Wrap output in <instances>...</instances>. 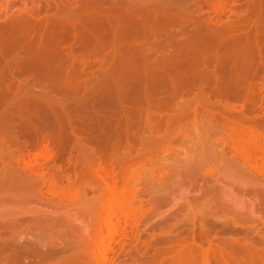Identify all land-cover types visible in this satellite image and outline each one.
I'll return each mask as SVG.
<instances>
[{"label": "bare ground", "instance_id": "bare-ground-1", "mask_svg": "<svg viewBox=\"0 0 264 264\" xmlns=\"http://www.w3.org/2000/svg\"><path fill=\"white\" fill-rule=\"evenodd\" d=\"M217 1L199 0L196 2L195 0L199 4L198 7L204 4L215 7L218 4ZM105 2V0H44V2H34L33 6L25 4L26 6L21 10L23 13L19 10L20 14L11 15V18L15 17L14 19L20 18L21 20L22 14H25L23 15L25 23L18 21L22 22L21 26L18 23L20 28H17V23L14 24L15 21L12 24L9 23L11 25L0 23V143L3 142L0 145L3 148L0 149L3 151L0 152L4 153H0V164L3 165H0V191L7 187L9 192L16 194L15 196L12 194L15 198L16 196L20 198L25 193L29 197L37 196L38 198L44 188L47 189V192L49 191L48 196L56 194L59 199V197L65 198L72 192L75 194L77 189L82 190L79 188L82 185L85 186L89 179L96 175L95 179L100 177L101 183H106L109 193L105 199L106 204H103L104 207L102 206V211L106 212V216L103 218L98 215L99 220H96L99 221L98 225H95L91 234L88 233L90 236L79 234L82 239L84 236L87 237L83 241L74 235L78 243H75L74 240L73 246L69 244L70 248H68L72 251L71 253H66V245L60 249L46 247L41 250L39 244L41 245V240L44 239H39L41 242L37 241L39 237L35 240L32 239L34 241H30L31 239L21 241L23 238L19 240L14 236L7 237L10 241H7V246L21 249V253L17 251L15 256H19V253L33 257L25 264H43L47 258H56L51 264H83V260L84 263L86 260H91L88 262L89 264L90 262H93L92 264H120V253L124 250V246L130 245L128 247L130 252L132 247L138 250L140 242L133 243L131 241L133 243L131 245L128 244L129 237L128 239L125 237L126 240L120 239L123 242L119 241L122 244L120 249H122L118 250L117 257L112 258L111 263L107 261L109 260L108 254L111 253L109 251L114 249L113 243L118 236L128 230L129 226L135 228V236L140 235V225L144 222L146 215L144 209L141 208L142 205L135 208H133L134 205L133 207L130 205L131 198L129 197H131V190L134 191V188H130L125 176L129 170L136 166L140 167L147 155L152 153L155 155L160 152L174 153L177 150L176 146H179L174 144L176 140H182V145L187 139H189L188 143L196 142L194 146H192L193 142L190 146L196 151V154L193 155H198L196 158L199 159L197 160L199 162L208 161L213 156L218 157L216 160L223 159V157L227 159L225 157L227 151L233 152L237 159H243L248 164L252 163L253 156L258 157L261 154L259 157L263 156L262 158H264V15L262 12L247 11L243 13V11L235 17L233 16L235 22L238 20L234 25L240 27H234V29L243 31L236 30V33L234 32L237 36L230 37L234 41L236 38H242V35L239 34L241 35L239 36L237 31L238 33L242 32L244 36L249 35L252 28H254L252 32L255 31L252 38L250 36H248L250 39L243 37L247 41L242 40L245 43L240 42L243 46L241 45L240 50H237L241 38L237 41L238 46H236L237 43L226 42V40L221 47H217V44L215 46V43L213 45L215 48L206 46V43L209 44L211 39L215 42L214 38L217 36L215 34L219 32L216 33V28L212 23L216 20L223 21L220 16L221 11L217 12L218 8L212 9L215 10L213 13L205 12L207 16L202 19L206 21L205 27L200 24L204 28L198 26L197 23L195 28L190 27V29L189 23L192 24L194 21L196 23L197 15L202 12L203 6L202 9L199 7L201 10L195 11L197 13L200 10L195 15L189 8L192 5H188L189 7L183 10L185 6L179 8L171 0H144V2L141 0L138 3L135 0H121L119 3L118 0L116 2L119 3V6L117 7V4L114 10L113 7L109 8L113 11L108 10L110 13L107 15V9L102 7ZM114 5L112 4V6ZM247 8L249 9V7ZM52 10L53 14L51 15L49 11ZM41 12L46 13L44 17H39ZM97 13L107 17L106 19L109 18V22L112 23L121 20L118 22L124 26L105 28L106 32L104 33L94 27L98 23L93 24V28L89 27V23L87 26L85 22L81 24L77 20L80 17L82 19L84 15L92 17ZM1 15V19H11L8 18L10 15L7 18H5V14L2 17ZM198 17L201 19L203 15L201 18ZM255 17L256 22H250ZM233 18L229 17L231 25L234 22ZM87 20L88 18L86 22ZM23 24L26 26L24 27ZM168 26H174V28L168 29ZM222 26H220L221 29ZM228 26L230 25L228 24ZM230 27L226 29L228 32H225L224 27L223 33H229ZM21 33L24 34L20 35ZM127 37L131 38L125 44ZM206 47L208 48L206 51L211 50L208 52L209 54L203 49ZM203 50L206 54H203ZM16 76L19 77V80ZM8 77L18 81L12 78L8 79ZM238 104L242 108H237ZM165 110L166 112L170 110V113H165ZM256 111H260V114L258 112V114L251 115ZM164 113L168 116L165 117ZM21 134L26 137L25 140L28 139L30 142L24 139L25 142L21 141L23 138ZM112 138L115 140L112 141ZM4 141L7 146H4ZM99 141H102V144ZM9 143L17 145V148L14 147V149L16 148L15 152ZM68 143L71 146H67L65 149L69 148V154L72 156L70 148L72 146L76 151L75 154L73 152L74 158L68 155L67 159L68 166L72 165L73 167L74 165L73 173H67L66 170L70 167L66 169L67 165L64 167L62 164L47 166L49 168L46 171L45 163L39 161V154L42 153L46 159L45 162L50 156L54 160L61 159L64 155L62 154L65 150L64 147ZM95 143L102 147L95 146ZM27 144H29V148L31 146V149H27ZM9 148L10 150H8ZM4 149L7 151L4 152ZM32 149L33 151H31ZM193 150L190 151L193 153ZM34 151L36 152L34 153ZM38 151L41 153L38 154ZM91 172H94V175ZM21 182L24 184L23 188H21ZM214 185L216 186L217 183L215 182ZM214 185L206 186L205 189L200 188L206 194L214 193L215 195H212L216 196L215 198H220L221 208L226 209L227 202L225 199L222 200L224 196L221 197L224 194H221ZM7 189L5 191H8ZM223 190L221 189L222 192ZM255 190L258 189L255 188ZM260 191L261 189H259ZM19 192L20 195L23 193L20 197ZM50 192L54 194L52 195ZM136 192L133 193L137 198ZM261 192L264 193V189ZM8 195L10 196V193ZM214 196L210 195L209 197L213 199ZM14 197L11 198L14 200ZM255 207L250 206L251 212L247 210V213L249 211L250 214L247 216L251 217V214L256 213ZM230 208L233 210L232 207ZM204 214L206 213H203V216ZM256 214L258 216V213ZM256 214H253L251 218ZM258 217L264 222V209L261 216ZM44 219H42V223ZM51 219L53 220V218ZM119 219H121L120 222ZM247 219L249 218L247 217ZM37 220L34 221V224H37ZM39 222L41 221L39 220ZM203 222L202 224L205 223ZM42 223H39L40 226L37 225L42 227L45 225L41 226ZM228 224L227 222L226 225L228 226ZM251 227L250 229L254 230ZM29 229L31 228L29 227ZM256 229L261 230L260 228ZM251 230L249 232H252ZM255 230L254 232L261 233ZM204 231L208 233L207 229ZM101 233L104 235L100 236ZM45 235L44 237H46ZM69 239L71 240V238ZM248 240L229 239L226 241L232 246V249L231 251L219 250L218 257L221 264L222 261L224 263L229 261V264H254V262L264 264V237L256 241L253 238L251 239L253 241ZM126 241H128L127 244ZM64 242L66 243V241ZM149 243L146 242L145 246L146 244L149 246ZM212 245L209 243L211 250ZM43 247L41 248L43 249ZM209 247L202 248L204 251L205 248L209 250L206 252L200 248V245L199 249L202 251L196 247L201 253V257L203 256L204 261L200 260L203 263L212 257ZM84 248L90 249L91 253L94 251L95 256L90 259L84 258L85 255L82 256V254L88 253L86 249L84 252ZM81 249L84 253L81 252ZM193 249L191 247L187 249L188 252L185 250L183 252L184 256H186L185 252L188 253L187 257L190 259L186 261H190L189 264L198 262L196 256L198 254L194 255ZM147 250L149 249L147 248L145 251ZM236 250L240 255L235 254ZM65 253L70 255H65ZM214 255L216 254L214 253ZM134 258L131 263H137V258L136 261ZM140 259L138 262L141 264ZM151 263L153 262H149V264Z\"/></svg>", "mask_w": 264, "mask_h": 264}, {"label": "rangeland", "instance_id": "rangeland-1", "mask_svg": "<svg viewBox=\"0 0 264 264\" xmlns=\"http://www.w3.org/2000/svg\"><path fill=\"white\" fill-rule=\"evenodd\" d=\"M40 1L44 2V0H0V15L5 14L6 15L5 18H7V16L10 15V17H8V18H11V15L15 16V15L20 14L22 12L21 10H23L24 7L26 6L25 4H28V6H33L34 2L39 3ZM105 1L106 2H105V4H103L102 7L107 9L106 12L108 15V13H110L108 10H110V11L112 10L109 8L113 7V10H114V8H116L117 4H118L117 7L119 6V3L121 0H119V3L116 2L118 0H113L114 3L116 2L115 5H114L113 1L110 2L111 0H109V1L105 0ZM107 1H108V3H107ZM138 1L141 2V0H138ZM138 1L135 0V2H137V3H138ZM171 1H174V3L173 2L172 3L176 4L179 8L185 6L184 9L182 8L183 10H185L186 7H189L190 5H192L189 8L192 9V12L194 14L196 13L195 11H197V9H200V8L202 9V6H203V10L200 9L202 12H200V10L197 12V13H199V12L200 13L197 15L196 23H195V21L194 22L192 21L195 25L193 23L192 24L189 23V25H190L189 28L191 27L192 29L196 27L197 23H198L197 24L198 26H200L202 28L205 27L204 23H206V21L204 20L205 21L204 22L202 19H204V16H207L206 15L207 12L213 13V12H215V10L217 8H218L217 12L221 11L222 15L220 13L219 14L222 17L223 21L221 22L219 20L218 21L216 20L212 23L213 26L216 28V29L214 28L216 30V33L219 31L217 34L214 33L215 35H217L216 38H214L215 42L213 39H211V41H209V44L206 43V46L209 45L211 47L214 45V43H215V46L217 44V47H221V45H223L225 43V40H226V42L237 43L236 46H238L240 42L245 43V41H247V39L249 38L248 36H250V38H252L255 35V33H254L255 31L252 32L254 30V28H252V31L249 32L250 34L248 33L249 35L246 34V36H244V34L242 33L243 31L241 29H236V28H240V27L235 26L236 25L235 23H237L238 20L235 22V18H233V16L235 17L238 13L240 14V12H243V11H244L243 13H245L247 11H252V12H256V13L262 12L264 15V0H221L220 2L218 0L217 1L218 4L215 7H213V5L211 7V5H209V4L208 5L204 4L201 7L199 6L200 8L198 7L199 4L196 3L199 0H196V2L194 0V3H193V0L192 1H189V0H171ZM142 2H144V0H142ZM177 2H179V3H177ZM189 2H190V4H187ZM112 4L114 6H112ZM180 4H181V6H179ZM194 4H196V5H194ZM194 6H195V8H194ZM247 7H249V9ZM189 8H187V9L190 10ZM214 8H215V10H212ZM50 12L52 15L53 10L49 11V13ZM49 13H48V15H50ZM45 14L46 13L41 12L39 14V17H44ZM2 15H1V17H2ZM23 15H25V14H22V16L20 15L21 17H23V18H21V20H20V18H17V16H16L17 20L14 19L15 17L11 18V19H1L0 18V23L4 22L8 25H11L13 23V21H15L14 24L17 23V25H16L17 28H20V27H18V23H19L18 21H22L25 23V19H24ZM96 15H98V17H96ZM202 15H203V17L201 18ZM93 16L87 17L86 15H84L82 17V19L80 17L79 19L77 18V20L81 24H84L83 22H85L86 24L89 23L90 26H89V24H87V26H89V27H91V26L93 27L94 26L93 24L98 23V24H95L94 27H97L96 30H98L100 32H104V33L106 32L107 28L120 27V26L123 27L124 26L123 22H122L123 25H121L119 23V22H121V20L120 21L117 20L116 22L119 23V24H117L116 22H113V23L109 22V20H108L109 18L106 19L107 17L99 15L98 13L94 14ZM198 16H200L201 19H199ZM229 17L233 18V20H234V22L232 24L233 26L231 25L232 22H230ZM85 18L86 19L88 18L87 22H86ZM225 19H226V21H225ZM199 20H200V22H199ZM202 21H203V23H202ZM22 22H20L19 25L20 24L22 25ZM227 22H230V23H227ZM250 22L255 23L256 17L253 18L252 20H250ZM9 23H11V24H9ZM114 23H116V24H114ZM200 24H202L204 27L201 26ZM224 24H226V25H224ZM228 24L232 27L228 26ZM23 26H24V24H23ZM25 26H26V24H25ZM220 26H222L223 28L225 27L224 28L225 32H228V31H226V29H228L227 27H230V29H229V30H231V31H229L230 34L229 33H226V34L223 33L224 32L222 30L223 28L221 29ZM24 27H23V29H24ZM175 27H177V26H175ZM234 27H236V28L234 29ZM164 28H167V27H164ZM171 28H174V26L173 27L168 26V29H171ZM23 29H22V31H23ZM93 30H95V29H93ZM166 30H163V31H166ZM236 30L242 31L239 33L237 31V34L238 35L241 34L242 38L247 37V39L246 38L242 39L240 37L241 40H240V38H236L235 39L236 41H234V39H232V38L234 37V35H236V34H234V32ZM23 34L21 33L20 35H23ZM214 34H213V37H215ZM241 35H239V36H241ZM131 37H133V36H131ZM131 37H129V38L127 37V41L125 39V41H126L125 44L128 43V40ZM230 37H232V38H230ZM242 40H245V41H242ZM237 41H239V43ZM220 43H222V44H220ZM210 44H212V45H210ZM241 45L243 46V44L240 43L239 49H237L238 47L236 49L240 50V47H242ZM209 46H208V48H210ZM215 46H213V48H215ZM208 48L206 47L203 49H205V51H206V49H208ZM205 51L203 50V54L205 53ZM210 51L211 50L209 49V51H206V53H208ZM218 52H220V51L218 50ZM9 78H12V77H8V79ZM17 78L19 80V77H17ZM6 79H5V81H7ZM12 79H14V78H12ZM14 80L16 81L17 79H14ZM8 81H10V80H8ZM239 107L242 108L240 106V104H238L237 108H239ZM169 111H167V112L170 113ZM167 112L165 110V113H167ZM258 112L260 114V111H256L254 113H251V115L252 114H258ZM165 113H164V115H166L165 117H167L168 115ZM17 128H19V127H17ZM22 135L23 134H21V136ZM24 135H26V134H24ZM25 138L26 137L24 136L21 139V141L23 139L25 140ZM24 140H23V142L27 141L28 139H26L25 141ZM111 140L114 141L115 139L113 140V138H112ZM188 140L189 139L184 141L185 143L187 142V144H185V143L183 144L185 146L182 145V143H183L182 140H178V141L176 140L174 142L175 145L177 144L180 146V147L176 146L177 147V150H175L176 153L172 152V153L164 154L165 152L164 153L160 152L161 154L157 153L154 155V153H152V154H150L151 156L147 155L145 157V159H143V161H142L143 164L140 167L134 166L136 169L133 168V169H131L132 171L129 170L131 172L128 171L129 174L128 173L126 174L125 177L128 179L126 182H128L130 185L128 183H126V184H128L130 186V188H132V189L134 188V191L130 189L132 191V193H131L132 195H131V197H129V198H131L129 203H131L130 205L132 207L134 205L133 208H135L136 206L142 205L141 208H142V210L144 209L146 215H145V217L143 215L144 222L140 225L141 226L140 235L135 236L134 235L136 233L135 228H131L129 226L128 230L125 231V233H123L121 236L117 237V240L115 241V243H113L114 249L109 251L111 253H109L108 254L109 256L107 257V258H109V260H107V261H110L109 263H111L112 258L115 259L117 257L116 255L118 254V250L120 249V247H122V244L119 241H122V240L124 241V240L128 239V237H129L128 241H130V242L128 243V241H126L125 242L126 244L128 243V244L133 245V243L140 242V243H138L140 248L138 250H136L135 247H132L135 250H133L131 248V252H130V248H128L130 245H128V247L124 246L123 249L125 251L122 250V253H120V258H119L120 264H122V263L123 264H137V263L140 264L138 262L139 258H141L140 259L141 264H147V263L149 264V262H153L151 264H185V263L189 264L188 262H190V261H186V260H189L190 257H187L188 253H186V252H185L186 256H184V254H183L184 250L187 251V249H189L191 247L193 249V247H195V244H197V245L199 244L200 248L202 246L203 247L206 246L208 248L209 243L213 244L212 250L209 247L210 252H212L211 253L212 257L205 260L204 263L205 264H207V263L208 264H210V263L211 264L212 263L213 264H221V260L218 257V252H219V250L231 251L232 246L230 244L226 243V241H228L229 239L230 240L231 239H239V240H248L249 239V240H251L253 238L254 241H256V240L260 239L261 237H264V222L261 219L260 220L258 219V218H260L258 216H261V213L264 209V193L261 192L262 189H264L263 188L264 187V161H263L264 158H262L263 156L259 157L261 154H259L258 157L253 156L255 158V160L252 157V159H251L252 163L248 164L247 162L245 163V161L243 159L242 160L239 158L237 159V157L234 156L233 152L227 151L228 153L226 154L227 156L225 155V157H227L228 160L223 157V159H217L218 160L217 161L216 158H218V157L215 158L212 155L213 157L210 158V160L204 161V162H202V161L199 162V161H197V160H199V159H197L198 155H195V156L193 155L196 151L193 150L192 146H194V144L196 142L194 143L192 141L193 143L192 142L188 143ZM101 142L99 141V143H101ZM1 143L3 144V142H1ZM1 143H0V145H1ZM191 143L193 144L192 146H190ZM5 144H7L6 141H4V146H7ZM9 144H11V143H9ZM69 144L70 143H68V145L66 144L64 149L67 146L68 147L71 146V144L70 145ZM95 144L94 145L97 146L98 143H95ZM187 145H189L190 147ZM11 146L13 149H14V147L17 148V145L14 146L13 144H11ZM100 146L102 147V145H100ZM100 146H97V147H100ZM181 147H182V149H181ZM0 148H2V146H0ZM6 148H8V147H6ZM16 148L13 150V152H15ZM70 148L72 149V151L70 150L72 156L69 154L70 153L69 148H67L68 151H67V149H65L63 151L64 153H62V154H64V155H62L63 157L61 159L54 160L53 157L50 156L51 158L49 157L48 158L49 160L47 159V162H45L46 159L42 155V153L40 151H38V154L41 153L39 155L40 156L42 155L41 157L39 156V161L41 163H43V162L45 163V164L44 163L43 164H44L46 171H48V168H49L47 166L52 167L54 164H62V166L64 165V167L66 165L68 166L67 159L70 156L72 158H74L75 156L73 157V152H74V154L76 153V151H74V149H73V146ZM2 149H0V151H3ZM27 149H31V146L29 148V144H27ZM8 150H10V148ZM190 150H193V153ZM5 151H7V149H4V152ZM31 151H33V149ZM8 152H6V153H8ZM35 152L36 151H34V153ZM18 154H19V152H18ZM68 155H69V157H68ZM213 158H215V160H213ZM255 161H257V162H255ZM193 163H195V164H193ZM199 163H201V164H199ZM253 163H254V165H253ZM198 164H199V166H198ZM202 165H204V166H202ZM1 166H3V165H1ZM67 166L65 167L66 169L69 167L71 168V169L69 168L66 170L67 173H71V172L73 173L74 165H73V167H72V165L68 166V167ZM137 167H138V169H137ZM1 169H3V167H1ZM40 169H42V168H40ZM22 172H23V169L21 170V173ZM256 173H257V176H256ZM92 174L94 175V172ZM88 175L90 176V174H88ZM95 176L96 175H94V177H92L90 179L88 178L89 181L87 183L85 182L86 184L84 183L85 186L82 185L79 188L82 190L77 189L78 191L75 190L76 191L75 194L72 192V193L68 194L65 198L59 197V199H58V195H56L54 193H53L54 194L53 195L52 192H50V194H52L53 196H51V195L48 196L49 191L47 192V189H44V188L42 190V193H39L38 198H37V196H35V197L30 196L29 197L28 195H26L25 192H24L25 196L23 195V193H21L23 195L22 196V195H20L21 191L18 193V195H19V197L20 196H22V197L18 198V196H16V198H15L14 196L16 194L14 195L12 192H9V189H7V187H5V190L7 189L8 191H5V190L0 191V264H25L29 260L33 259V257L28 256V254L27 255L26 254L25 255L19 254V253H21L20 248L18 249L17 247H13V248H15V249H13L12 247H10V245L7 246L6 245L7 241L10 242L9 238H7V237H13L14 236L15 239L17 238L19 240H21L23 238V240H21V241H26L28 239L29 240L31 239L30 241H34L35 239H37L39 237L37 241L44 239V240H41L42 242L40 241L41 245L39 244L40 242L38 243L39 249L44 250L46 247L51 248V249H60L62 247H65V245H66V247H67L66 253L67 252L71 253L72 251H70V249H69L70 248L69 244H71V246H73L72 244L74 243V240H75V243L77 242V240L75 239L76 236H78L77 238H79V240H82V241L87 237L84 236L83 237L84 239H82L81 237H79V234L81 236H82V234L86 235V236H90L88 233L91 234V232H93V230H94L93 228L95 227V225H98L99 221H96V220H99L98 215L99 216L101 215V217H103V218L106 216V212L104 213L102 210L104 207L103 204H106L105 199L109 195L108 190H107L108 187L105 185L106 183H101L100 180H102V179H99L100 177L95 179ZM214 178H216V179H214ZM98 179H99V182L101 183V185L99 182H97ZM227 179H229V180H227ZM102 182H104V181H102ZM215 182L217 183L216 186L214 185ZM112 184L115 185V183H112ZM23 185L24 184L22 183L21 188H23L22 187ZM213 185H214V187H216L219 190V192L221 194L222 193L224 194L221 196V194L218 193V194H220V196L222 198L224 196V198L222 200L224 201V199H225V202H227L226 203V205H227L226 209L221 208L222 206H221V203L219 201L220 198L219 199L215 198L216 196H214L215 195L214 193L210 194L212 197L214 196V198L211 199L209 197L210 195L206 194L203 191V189H205L206 186L211 187ZM200 187L203 188L202 191H201ZM255 188L258 190L254 191ZM3 189H4V187H3ZM221 189L222 190L224 189L223 192L221 191ZM259 189H261V191H260L261 193L259 192ZM225 190L227 191V193ZM144 191H146V192H144ZM43 192H44V194H43ZM133 192H136L137 198ZM200 192H202V193H200ZM9 193H10L11 197H14V200H13V198H11L8 195ZM212 194H214V195H212ZM8 196H9V198H8ZM40 196H41V199H40ZM103 197H105V198H103ZM31 199H34V200H31ZM209 200H211V201H209ZM254 203L255 204L257 203V204L255 205ZM250 206L251 207L257 206V207H255V209L254 208H251V209H254L256 211V213H258V216L256 213H253V212H252L253 214H256L255 216H253V218H251L253 214H251V217L247 216V214L250 215L249 214ZM230 207H232L233 210ZM228 208H229V210H228ZM247 210H249L248 213H247ZM31 211H33V212H31ZM240 211H241V214H240ZM203 213H206L207 215L204 214V216H203ZM245 215H246V217H245ZM44 217H45V219H44ZM247 217L249 219H247ZM254 217H256L257 219ZM51 218H53V220ZM28 219L29 220L31 219V220L29 221ZM34 219L35 220L39 219L41 221V222H39V220H37L38 225H39V223H42V219H44L43 221L45 223L43 222L41 224V226L43 224H45V225H43L42 227H39L40 225L38 226L37 224H34L36 222ZM58 219H60V220H58ZM120 220L121 219H119V222H120ZM203 220L206 224L203 222ZM202 222L205 224V228L208 230L207 231L208 233H205L204 230H206V229L204 228V226H203L204 224H202ZM227 222L229 223L228 226L226 225ZM73 223L76 225H74ZM12 224H14L13 227H12ZM78 225L81 227H79ZM251 225H252L254 230L256 228H260L261 230H259V229H256V230L260 231L261 233H259V232H257V233L259 235L262 234V236H259L256 232H254V230H251L250 229ZM255 225H257V226H255ZM7 226H9V227H7ZM194 226H195V228H194ZM200 226H202L203 228ZM4 227L6 228V230ZM14 227H16V228H14ZM29 227L31 229H29ZM44 227L45 228L48 227V228L45 229ZM80 228H82V229H80ZM96 228H97V226H96ZM201 228L204 230H202ZM200 230H201V232H200ZM250 230L252 232H249ZM11 231H12V233H11ZM167 231L168 232L170 231V233H167ZM61 232H63V233H61ZM42 233H44V234H42ZM65 233H66V235H65ZM103 233L106 234V232H103ZM103 233H101L100 236H103L104 235ZM255 233H256V235H255ZM167 234H169V235H167ZM246 234L249 236H247ZM44 235L46 237H44ZM74 235H75V237H74ZM193 235H194V237H193ZM250 235H251V237H250ZM138 236H140V237H138ZM240 236L241 237L243 236V237L241 238ZM125 237H126V239H125ZM153 237L155 238V240H153L154 239ZM55 238H57V239H55ZM69 238H71V240ZM133 238H134V240H133ZM2 239L4 240L3 242H2ZM32 239H34V240H32ZM120 239H122V240H120ZM10 240H11V238H10ZM150 240L151 241L153 240V242H150ZM222 240H223V242H222ZM57 241H59V242H57ZM62 241L63 242L66 241V243L65 242L63 243ZM131 241L133 243H131ZM145 241L147 243H149V242L153 243V244H151L152 246L150 245V243H149V246L147 244L145 246V243H146ZM251 241H253V240H251ZM79 242H81V241H79ZM191 242H193V243L195 242V243L193 244ZM201 244H203V245H201ZM192 245H194V246H192ZM197 245H196V247L199 249V245L198 246ZM41 247H43V249ZM146 247L149 250L145 251L147 249ZM167 247H168V249H167ZM196 247L193 249L194 255L198 254V255H196L198 262L195 264H201L203 262L200 260L203 259L202 258L203 256L201 257V255H200L201 253H199V250H201L203 247L199 250L196 249ZM16 248H17V250H16ZM207 248H205V251H204V249H202V250L204 252L209 251ZM85 249L86 248H84V252H85ZM121 249H120V251H121ZM14 250H16V251H14ZM87 250L88 249H86V251ZM17 251H19V253H18L19 256H17V255L15 256V253L17 254ZM139 251H140V253H139ZM236 251L237 252H235V254L240 255L238 250H236ZM81 252L84 253L83 250ZM87 252L86 253L88 255L85 253L82 254V256L85 255L84 258L86 257V259H90V258H93L95 256V253H93L94 251L91 253L90 249H89ZM66 253H65V255H70V254H66ZM214 253L216 255H214ZM111 254H112V256H111ZM132 254L135 256H133ZM141 255H142V257H141ZM202 255H203V253H202ZM24 256H26V257L24 258ZM60 256H61V254H60ZM88 256H89V258H88ZM134 257L137 258V261H136V258H134ZM164 257H165V259H164ZM26 258H27V261H26ZM133 258H134V261H136L137 263H135V262L131 263ZM198 258H200V259H198ZM55 259L56 258H49V259L47 258L46 262L44 261L43 264H45V263L51 264V262H53ZM177 259H178V261H177ZM211 260H212V262H211ZM89 261H91V260H89ZM89 261L86 260L84 263V260H83V264H89L88 263ZM92 261H94V260H92ZM203 261H204V259H203ZM228 262L229 261L224 263V261H222V264H229ZM92 263L93 262H90V264H92ZM257 263L254 262V264H257Z\"/></svg>", "mask_w": 264, "mask_h": 264}]
</instances>
